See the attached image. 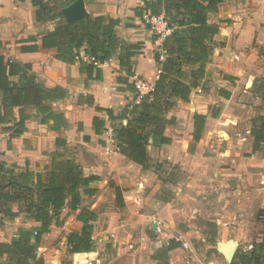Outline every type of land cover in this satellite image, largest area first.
I'll use <instances>...</instances> for the list:
<instances>
[{
	"label": "crops",
	"instance_id": "obj_1",
	"mask_svg": "<svg viewBox=\"0 0 264 264\" xmlns=\"http://www.w3.org/2000/svg\"><path fill=\"white\" fill-rule=\"evenodd\" d=\"M85 7L87 15L120 18L118 34L128 42L141 45L140 52L133 58L131 75L120 66L117 55L105 63L98 64L90 74L84 71L78 62L71 64L58 60L55 49L43 48L41 43L42 34L53 29L55 22H38L32 0H0V55L22 64L30 63L37 80L46 86H62L67 89L66 98L54 103L55 109L65 114L67 126L55 130L52 122L43 124L40 117L35 116V110L29 108L30 118L26 120V131L22 135L13 137L9 132L2 131L0 126V162L7 168L15 167L17 170H43L50 165L54 156L58 160L74 159L65 154V148L78 139L88 150L90 160H74L83 168L85 175L94 174L100 178L93 183V187L97 189L93 196L86 194L83 189L80 190L81 202L77 210H73L67 203L61 211V224L58 226L52 222L50 231L45 233L38 243V254H41L39 248L44 246V241L54 235L57 229L66 228L72 220L77 224V229L69 232L81 229L83 222L77 216L82 209L96 214L95 220L91 222L94 226L93 234L99 227L115 229L112 222H109L108 226L106 223L111 217L121 214L130 217L122 221L125 227L130 222L133 223L131 219L135 215H139L141 218L159 219L160 230L175 229L177 218L170 217H176L183 212L177 207L179 202L174 204L177 199L185 205H192L194 214L205 217L221 216L216 222L220 226V223L226 226V234H231L233 228L243 225L244 213L235 209L234 201L223 199L222 196L216 199L213 192L216 185L227 180L229 175L235 173L236 177H239V169L246 164H261V160L258 163V156L262 149L253 152L254 138L250 132L251 127L243 125L245 120L255 115L244 117L243 108L247 106L245 93H252L250 89L257 79L258 67L255 61L259 57V50L264 48V0H226L221 3L217 12L211 14L210 23L219 24L220 31L214 37L213 52L206 64L205 76L191 91L188 101L177 99L175 107L167 113L169 118H175V121L167 124L164 129V136L170 137L171 143L160 146L155 138L151 137L147 144L151 157L148 169L118 150L113 130L120 122L126 123V120L111 119L106 111H98L96 107L111 108L114 115H118L124 107L139 99L135 79L155 84L159 77V68L154 59V51L159 48L162 37L159 33V36L153 35L155 25L147 24L143 16L137 13L144 7V0H85ZM30 43L38 44L39 50L23 52L20 49L22 45ZM239 54L242 61L232 62L231 60H240ZM97 69L100 71L99 77ZM126 79L129 82H126ZM13 112L14 119H18V108H14ZM195 115L203 116L196 118V123L203 122L201 134L204 136L202 143L198 142L196 147L191 149L189 145L193 133L197 135ZM94 117L104 120V126L99 123L95 125ZM97 124L100 126L99 132L96 130ZM219 132L228 136V139H222L214 153V140ZM58 139H63L65 144L59 145ZM168 148H176L177 152L175 150L172 155L166 152V155ZM180 154L187 160L183 161ZM160 155L169 157L174 162L184 163L185 169L190 171L189 176L159 177L162 168L157 170L156 157ZM159 162L163 163L162 160ZM221 162L227 163V167L221 168ZM236 194L238 196L240 193ZM256 194L252 191L246 196L252 197ZM117 196L122 206L119 205ZM12 207L18 210L17 203ZM116 208L120 211L116 212ZM124 208L129 212L123 213ZM70 215L73 216L71 221L67 220ZM41 225V222L20 213L15 219H6L4 224L0 225V242H11L21 229L35 231ZM217 227L220 228L218 225ZM132 228L135 229L136 225ZM186 236L183 234L180 238L169 237L182 243L181 247L169 253L170 264H181L182 260L177 254L184 247L183 243H188L184 241ZM161 239L164 245H158L157 249L168 245L171 240L165 241V237ZM139 251L140 248H134L131 254L121 257L118 264L158 263L155 257H150V261L142 257ZM91 252L71 254L76 256ZM234 254L235 251L232 258L227 259L217 249V252L206 257L205 264H230ZM0 260L4 261L5 258ZM116 262L113 260L111 264Z\"/></svg>",
	"mask_w": 264,
	"mask_h": 264
},
{
	"label": "trees",
	"instance_id": "obj_2",
	"mask_svg": "<svg viewBox=\"0 0 264 264\" xmlns=\"http://www.w3.org/2000/svg\"><path fill=\"white\" fill-rule=\"evenodd\" d=\"M75 1L32 0L38 22H55L53 29L42 34L43 48L55 49L56 58L62 62L80 63L89 74L98 64L117 55L120 66L131 75L133 58L140 52L141 45L128 42L118 34L120 18L88 14L77 21L68 22L62 10ZM224 1L144 0V7L137 12L140 16L145 13L162 16L167 22L170 32L162 37L159 48L154 51L159 77L150 92L138 95V101L128 104L120 114L114 115L111 108L96 109L106 111L111 119L126 120V123L120 122L113 130L118 150L145 169L150 168L151 157L147 144L151 137L159 145L171 143L172 139L164 136V129L175 118H169L167 113L175 107L177 99L188 101L191 91L205 76L206 64L213 52L214 37L220 31L219 24L210 23V16L218 11ZM20 49L23 52L37 51L39 45L24 44ZM97 71L99 77L100 71ZM126 82L129 81L126 79ZM66 96L67 89L64 87H48L37 80L30 63L22 64L0 55L2 131L9 132L13 137L22 135L26 131V120L30 118L29 108L35 110V116H39L43 124L52 122L55 130L67 126L65 114L54 107V103ZM14 108H18L16 120ZM257 109V115L251 119L250 129L254 138L253 152L264 148V94ZM198 117L203 116L195 115L197 138L203 127V122L196 123ZM94 123L104 126V120L99 117H94ZM100 126L97 124V132ZM62 140L58 139L57 143L64 145L65 141ZM99 180L98 175H85L80 164L72 158L58 160L54 156L49 166L35 171L29 168H7L0 162V225L6 219H15L20 213L42 223L35 231L21 229L11 242H0V258H5L0 264H46L37 251L42 236L50 231L52 222L58 226L61 224V211L67 203L73 210L79 208L81 189L93 196L97 192L93 183ZM117 199L122 206L119 196ZM14 203L18 204V210L13 209ZM77 218L83 225L80 230L67 235L69 253L90 252L94 248V226L91 222L95 220L96 214L82 209ZM181 245V241L171 239L168 245L159 247L155 256L157 264H170L169 253ZM59 264L74 263L63 261ZM230 264H264V237L253 243L249 251L238 250Z\"/></svg>",
	"mask_w": 264,
	"mask_h": 264
},
{
	"label": "rangeland",
	"instance_id": "obj_3",
	"mask_svg": "<svg viewBox=\"0 0 264 264\" xmlns=\"http://www.w3.org/2000/svg\"><path fill=\"white\" fill-rule=\"evenodd\" d=\"M154 30L155 32L153 35L156 36L157 34L159 36L158 28H154ZM239 56L240 60L231 61L234 63L241 62V54H239ZM255 64L258 67L256 70V74L258 73L257 79L254 82L256 85L250 89L252 93H245L244 99L247 106L243 108V110L245 109L244 117H247L250 114L257 115V105L260 103V98L264 94V48L259 50V57L255 61ZM138 95H141L140 92ZM250 106H252V108ZM219 109L221 111V108ZM252 118L253 117H250L245 120L243 125L251 127ZM216 135V139L214 140V146L216 147H213V151L219 146L222 139H228V136H225L222 132H219ZM196 136L197 135L194 132L193 139L189 145V148L191 149H194L198 142L202 143L203 141V134H201L198 138ZM175 150L177 152L176 148H168L165 151V154L167 152L169 155H172ZM178 151L181 152L182 150ZM65 154L74 157L76 160L78 158H86L87 160H90V154L88 150H86L83 142L78 139L73 141L70 146L65 148ZM180 157L182 158L181 154ZM263 158L264 148L260 151L258 156V163L259 160H261V164H246L245 167H241L239 169V177H236L235 173L234 175H229L227 180L220 182L214 189L213 193L216 195V199L217 197L222 196L223 199H228L232 202L234 201L235 209L244 213L243 225L241 227L238 226L237 228H233V225V232L231 234H226L228 231L226 226H223L222 223H220V226L219 223L216 222V219L220 218L221 216L209 215L205 217L197 213L194 214L191 209L193 207L192 205H185L183 202L177 199L174 204H178L177 202H179L177 207L181 208L183 212L181 215H176V217H170L171 219L177 218V225L175 229L166 228V230H160L158 221L159 219L156 217L141 218L139 215H135L134 218L131 219L134 224L130 222V224L125 227L122 224V221H125L126 218L130 219V217L121 214L119 216L111 217L106 223V226H108L110 225L109 222H112L114 224L113 228L115 229L107 230L106 228H97L96 232L93 234L94 248L91 253L78 254L74 256L69 253L66 239L67 235L70 233L69 230L77 229L75 227L77 224L72 220L73 216L70 215L71 217L68 216L67 220L72 221L69 222L66 228L57 229V232H55L54 235L44 241V246L42 245L43 247L39 248L41 253L40 255H44L43 258L46 260V264H59L63 261H72L75 264H111V261L113 260H116V264H118L121 257L131 254L134 248H140L138 253H140L144 258H148L150 261V257L154 258L156 256L157 246L164 245L161 238L165 237V241H169V239H171L169 238L170 236L180 238V236L183 234L187 235L184 238V241L189 243V247L184 248L182 246L183 248L177 254L182 260L181 264H205L206 257H208L213 252H216L220 243L227 242L229 240H233L237 244L235 253L238 250L249 251L250 246H253V243L257 241H260L264 235ZM182 159L183 161L187 160L186 158ZM156 160L157 170L158 168H162V170L160 169L159 177L183 178L188 177L190 174V171L188 172V170L185 169V164L182 162H174L171 158H167L166 156L162 157L161 155L160 157L157 156ZM160 160H162L163 163H160ZM220 164L221 168L227 167L228 165L227 163L223 162ZM224 178L226 177H223V179ZM252 191L256 192L257 194L252 197L246 196L248 192ZM236 192L240 194L237 196ZM210 193L212 192L210 191ZM217 202L220 203L218 200ZM115 210L116 212L120 211L118 208ZM125 211L129 212L127 208L122 209L123 213ZM64 213L65 212H63V214ZM152 220L154 223H157V227L155 229H153L151 226ZM165 220L168 219L165 218ZM133 225H136L135 229L132 228ZM217 225L220 228H218ZM198 234H200V236H195ZM1 261L2 260H0V262Z\"/></svg>",
	"mask_w": 264,
	"mask_h": 264
},
{
	"label": "water",
	"instance_id": "obj_4",
	"mask_svg": "<svg viewBox=\"0 0 264 264\" xmlns=\"http://www.w3.org/2000/svg\"><path fill=\"white\" fill-rule=\"evenodd\" d=\"M64 17L68 22L77 21L87 15L85 0H76L71 5L63 8ZM157 227V223L153 224V228ZM237 244L233 240L222 242L218 245V250L227 258L231 259Z\"/></svg>",
	"mask_w": 264,
	"mask_h": 264
},
{
	"label": "built area",
	"instance_id": "obj_5",
	"mask_svg": "<svg viewBox=\"0 0 264 264\" xmlns=\"http://www.w3.org/2000/svg\"><path fill=\"white\" fill-rule=\"evenodd\" d=\"M143 19L146 23H149L152 25L154 24L155 27L158 28L159 34L161 37H164L166 34L170 32L169 29L167 28V22L163 19L162 16H151L149 13H145L143 15ZM135 80L137 82L136 85H137V88L140 94L142 95L146 94L153 89L154 85H151L145 81H137V79ZM183 246L188 247V243H183ZM250 248H252V246H250Z\"/></svg>",
	"mask_w": 264,
	"mask_h": 264
}]
</instances>
